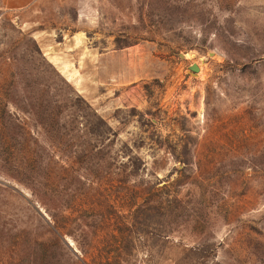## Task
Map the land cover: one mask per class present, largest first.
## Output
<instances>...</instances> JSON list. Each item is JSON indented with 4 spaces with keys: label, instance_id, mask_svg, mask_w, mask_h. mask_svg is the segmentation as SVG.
Returning <instances> with one entry per match:
<instances>
[{
    "label": "rangeland",
    "instance_id": "374dc122",
    "mask_svg": "<svg viewBox=\"0 0 264 264\" xmlns=\"http://www.w3.org/2000/svg\"><path fill=\"white\" fill-rule=\"evenodd\" d=\"M26 1L0 0V264H264V0Z\"/></svg>",
    "mask_w": 264,
    "mask_h": 264
},
{
    "label": "water",
    "instance_id": "95a60500",
    "mask_svg": "<svg viewBox=\"0 0 264 264\" xmlns=\"http://www.w3.org/2000/svg\"><path fill=\"white\" fill-rule=\"evenodd\" d=\"M191 69H192V70H197L198 68H197V66H196L195 64H193V65L191 66Z\"/></svg>",
    "mask_w": 264,
    "mask_h": 264
},
{
    "label": "crops",
    "instance_id": "0c3cea01",
    "mask_svg": "<svg viewBox=\"0 0 264 264\" xmlns=\"http://www.w3.org/2000/svg\"><path fill=\"white\" fill-rule=\"evenodd\" d=\"M27 2H29V1L27 0L25 3H27Z\"/></svg>",
    "mask_w": 264,
    "mask_h": 264
}]
</instances>
